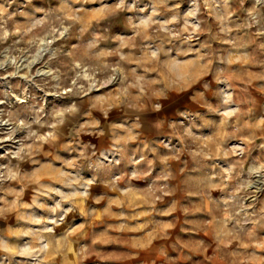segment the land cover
I'll use <instances>...</instances> for the list:
<instances>
[{"label":"rangeland","instance_id":"374dc122","mask_svg":"<svg viewBox=\"0 0 264 264\" xmlns=\"http://www.w3.org/2000/svg\"><path fill=\"white\" fill-rule=\"evenodd\" d=\"M0 264H264V0H0Z\"/></svg>","mask_w":264,"mask_h":264}]
</instances>
